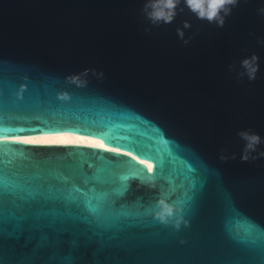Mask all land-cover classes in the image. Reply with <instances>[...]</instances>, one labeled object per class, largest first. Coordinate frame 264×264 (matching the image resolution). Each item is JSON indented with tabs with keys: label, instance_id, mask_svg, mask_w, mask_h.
Here are the masks:
<instances>
[{
	"label": "water",
	"instance_id": "1",
	"mask_svg": "<svg viewBox=\"0 0 264 264\" xmlns=\"http://www.w3.org/2000/svg\"><path fill=\"white\" fill-rule=\"evenodd\" d=\"M145 4L0 0V264H264V0Z\"/></svg>",
	"mask_w": 264,
	"mask_h": 264
},
{
	"label": "clouds",
	"instance_id": "2",
	"mask_svg": "<svg viewBox=\"0 0 264 264\" xmlns=\"http://www.w3.org/2000/svg\"><path fill=\"white\" fill-rule=\"evenodd\" d=\"M163 3L164 7L169 10V13L166 19L172 18V12L180 0H146L144 14L150 20H157L164 17V12L160 10L159 4ZM187 4L195 11H198V14L201 17H206L209 20H212L218 16L220 11H223L225 14L229 10L226 6L235 4L236 0H186ZM205 3L207 7L205 8ZM220 24L223 23L222 18L218 21ZM255 57L252 58V61H255ZM244 65L248 68V74L250 78H254L256 72V66L250 61H244ZM75 82L80 83L78 79H75ZM66 95L60 97V99H67ZM241 138L245 141L244 153L242 154V159H248L249 155L252 152L256 151L257 146L262 142V138L252 132L242 131L240 133ZM264 155V153H261ZM223 158V157H222ZM148 183H152L151 178H149ZM155 218L163 223L169 224L172 223L173 227L176 229L180 228V225L183 221L182 216H177V209L172 205L167 203L164 199H160L157 202L155 210Z\"/></svg>",
	"mask_w": 264,
	"mask_h": 264
},
{
	"label": "bare ground",
	"instance_id": "3",
	"mask_svg": "<svg viewBox=\"0 0 264 264\" xmlns=\"http://www.w3.org/2000/svg\"><path fill=\"white\" fill-rule=\"evenodd\" d=\"M33 140L35 142H31L32 144H44V145L77 144V145H87V146L100 147L104 149H110L100 140L88 136L53 135V136H47Z\"/></svg>",
	"mask_w": 264,
	"mask_h": 264
},
{
	"label": "snow or ice",
	"instance_id": "4",
	"mask_svg": "<svg viewBox=\"0 0 264 264\" xmlns=\"http://www.w3.org/2000/svg\"><path fill=\"white\" fill-rule=\"evenodd\" d=\"M3 94L4 93L2 91H0V95H3ZM4 131H9V130L8 129H4ZM23 139H24V142H28V143L35 142L32 138H27L26 137V138H23ZM11 196H12V194L10 192L7 193L6 196H5V200L6 201L7 200H11ZM119 207H121V201L118 200V199H115V198H113L110 201H108V202L105 203V208H108L110 210H115V209H117ZM128 219H135L136 222L142 223V221L139 220L137 217H131V216H129Z\"/></svg>",
	"mask_w": 264,
	"mask_h": 264
}]
</instances>
